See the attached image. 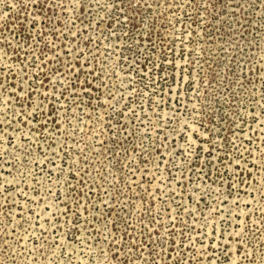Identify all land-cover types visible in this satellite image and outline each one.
Returning <instances> with one entry per match:
<instances>
[{
  "label": "rangeland",
  "instance_id": "374dc122",
  "mask_svg": "<svg viewBox=\"0 0 264 264\" xmlns=\"http://www.w3.org/2000/svg\"><path fill=\"white\" fill-rule=\"evenodd\" d=\"M0 264H264V0H0Z\"/></svg>",
  "mask_w": 264,
  "mask_h": 264
}]
</instances>
